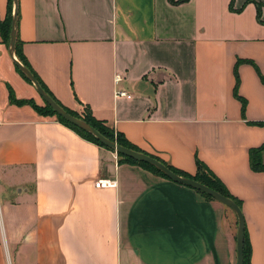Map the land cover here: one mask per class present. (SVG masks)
Wrapping results in <instances>:
<instances>
[{
	"label": "crops",
	"instance_id": "obj_1",
	"mask_svg": "<svg viewBox=\"0 0 264 264\" xmlns=\"http://www.w3.org/2000/svg\"><path fill=\"white\" fill-rule=\"evenodd\" d=\"M229 3L17 0L16 34L62 106H88L136 149L186 175L203 162L240 203L249 264H264V172L249 165V150L264 144V126L254 125L264 122V24L255 5L264 21V0H233V11ZM7 11L0 0V21ZM238 60L252 63L237 66L243 113L233 93ZM9 90L42 106L0 36V264H236L228 208L119 164L55 117L11 104ZM99 179L116 187L95 188Z\"/></svg>",
	"mask_w": 264,
	"mask_h": 264
},
{
	"label": "trees",
	"instance_id": "obj_2",
	"mask_svg": "<svg viewBox=\"0 0 264 264\" xmlns=\"http://www.w3.org/2000/svg\"><path fill=\"white\" fill-rule=\"evenodd\" d=\"M187 1L188 0H177V1L176 0H168V2L171 5H178V4L185 3ZM232 4H233V0H230V3H229V10L230 11L231 10L233 11ZM255 5H256V19H257V21L260 24H264V21L261 20V5L259 3H255ZM12 11H13V2H12V0H8V11H7L6 19L4 21H0V36L2 38V43H4L7 47H8V44H9V34H10ZM16 18H17V13H16ZM14 55H15L16 59L30 71V73L37 80V82L39 83L41 88L61 108H63L67 113H69L70 115H72V116H74V117H76L78 119L83 120L85 123H87L88 125L93 127L98 133H100L102 136H104L109 141L115 142L117 145H120L122 147L131 149L133 151L143 153V152L139 151L138 149H136L128 141H126V139H124V137L120 133H115L112 129L106 127L103 122L96 120L92 116L91 110H90V108L88 106L79 103L81 108H83V113H79V112L67 109L66 107L62 106L54 98V96L48 91V89L41 82V80L38 78V76L32 70L30 65L27 63L26 59L21 54L20 43L18 41L17 34H16V27H15V49H14ZM242 62L243 63H249V64H252V63L250 61L238 60L236 62L235 69H234L235 86H234V89H233V93H234L235 98L238 99L241 102V110H242V113H243L244 109H245V100H243L241 97H239L238 93H237V89H238V85H239L237 66H238L239 63H242ZM14 68L19 73V75L28 84L31 85V83L18 71V69L15 66H14ZM260 79H261L262 83H264V79L261 76H260ZM9 101H10L11 104H16V105H19V106H21V105H29L41 116H53L61 124L65 125L69 129L74 131L76 134H78L83 139H85L87 141H90V142L98 145L101 148H104V149H106L108 151H111V152L115 153L113 150L108 149L107 147H104L102 144H100L91 135L79 130L78 128L74 127L73 125L69 124L68 122H66L65 120L60 118L59 116H56L55 113L52 111V109L45 103H43L44 104L43 106H39V105L35 104L32 100H15L14 95H13L11 90H9ZM254 125L264 126V122L254 123ZM263 153H264V144H262L259 147L252 148V149L249 150V165H250V168H251L252 171H254V172H264V161L262 159ZM115 154L117 156V162L119 164L128 163V164L138 165V166H140V167H142V168H144L146 170H149L150 172H152L155 175H158V176H160L162 178L167 179L160 172H158L155 168H153V167H151V166H149L147 164L134 161V160H132V159H130L128 157H125V156L121 155L120 153H115ZM143 154H146V153H143ZM146 155H148V154H146ZM148 156L158 160L159 162L164 164L166 167H168L175 174H177V175H179L181 177L192 179V180H194V181H196V182H198V183H200L202 185H205V186L209 187L210 189L218 192L219 194L223 195L224 197L229 198L230 200L235 202L238 205V207L240 208L239 201H237L234 197H232L226 191L224 185L219 181V179L209 170V168L203 162L199 161L198 159L195 160V166H196L195 175L194 176H189V175H186L185 173H183L181 171H178V170L168 166L167 164H165L164 162H162L161 160H159L158 158H156L154 156H151V155H148ZM194 191H196L202 198H204L206 200L215 201L214 199H212L211 197L205 195L204 193H202L200 191H197L195 189H194ZM243 264H249V243H248L247 234H246V230L245 229H244V246H243Z\"/></svg>",
	"mask_w": 264,
	"mask_h": 264
},
{
	"label": "water",
	"instance_id": "obj_3",
	"mask_svg": "<svg viewBox=\"0 0 264 264\" xmlns=\"http://www.w3.org/2000/svg\"><path fill=\"white\" fill-rule=\"evenodd\" d=\"M13 2V11L11 16V26H10V34H9V44H8V55L12 62V64L18 69V71L31 83L33 88L35 89L38 96L41 98L43 103L47 104L56 116H59L69 124L78 128L79 130L91 135L95 138L100 144L108 149L113 150L115 153H120L121 155L128 157L134 161L147 164L153 168H155L158 172H160L164 177L169 179L170 181L190 187L197 191L204 193L205 195L211 197L216 202L222 204L226 208H228L236 217L237 220V229H236V264H243V246H244V219L238 205L230 200L229 198L224 197L218 192L210 189L209 187L202 185L192 179L181 177L174 172H172L168 167L159 162L158 160L140 153L133 151L131 149L122 147L117 145L115 142H111L98 133L93 127L85 123L83 120L78 119L69 113H67L63 108H61L39 85L34 76L30 73V71L22 65L14 55L15 49V27H16V13H17V0H12Z\"/></svg>",
	"mask_w": 264,
	"mask_h": 264
},
{
	"label": "built area",
	"instance_id": "obj_4",
	"mask_svg": "<svg viewBox=\"0 0 264 264\" xmlns=\"http://www.w3.org/2000/svg\"><path fill=\"white\" fill-rule=\"evenodd\" d=\"M121 77L120 75H115L114 77V82L118 83L120 82ZM115 97H127L129 98L130 96L125 92V91H121V90H116L114 92ZM95 188H102V189H113L116 187V182L114 180H110V179H99L95 182L94 184ZM130 264H135V263H130Z\"/></svg>",
	"mask_w": 264,
	"mask_h": 264
},
{
	"label": "rangeland",
	"instance_id": "obj_5",
	"mask_svg": "<svg viewBox=\"0 0 264 264\" xmlns=\"http://www.w3.org/2000/svg\"><path fill=\"white\" fill-rule=\"evenodd\" d=\"M27 85H28L31 89H33V90L35 91V89L33 88V86H30L28 83H27ZM35 92H36V91H35ZM37 101H38V103L42 104V106L44 105V104H43V101L41 100V98L38 97ZM78 112H79V113H83V108L80 107L79 110H78Z\"/></svg>",
	"mask_w": 264,
	"mask_h": 264
}]
</instances>
